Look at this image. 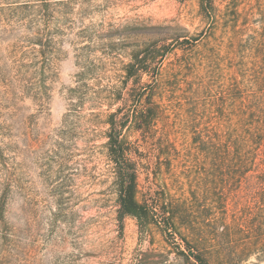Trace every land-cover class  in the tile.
I'll list each match as a JSON object with an SVG mask.
<instances>
[{
  "label": "rangeland",
  "instance_id": "374dc122",
  "mask_svg": "<svg viewBox=\"0 0 264 264\" xmlns=\"http://www.w3.org/2000/svg\"><path fill=\"white\" fill-rule=\"evenodd\" d=\"M48 2L44 19L41 0H0V264L194 262L181 237L118 218L107 127L89 104L65 142L66 167H57L76 74L101 59L89 84L118 86L122 65L147 47L161 52L140 81L156 116L145 132L125 133L138 199L174 207L181 236L208 264H264V250L245 249L264 234V146L252 142L264 126V0H211L209 18L199 0ZM45 32L53 58L38 100L28 88Z\"/></svg>",
  "mask_w": 264,
  "mask_h": 264
},
{
  "label": "trees",
  "instance_id": "16d2710c",
  "mask_svg": "<svg viewBox=\"0 0 264 264\" xmlns=\"http://www.w3.org/2000/svg\"><path fill=\"white\" fill-rule=\"evenodd\" d=\"M199 3L203 14L207 18L211 17L213 9L211 0H199ZM49 6L50 2L48 0H41L39 11L44 19L51 17ZM47 33L36 35V41L39 45L34 57L35 62H33L36 80L28 88L36 91L35 96L38 97V100L43 99L46 94L45 81L50 73L53 58L54 42L53 38ZM262 41L264 44V39ZM254 43L259 49L258 42ZM155 49V47H147L144 50L145 56L141 57L138 53L130 55V61L122 65L121 69L124 74L120 75L118 86L109 82L102 84L99 82L102 81V78L97 80L98 82L95 84H89V79L100 69V65L104 66L101 59L90 60L83 65L82 69L76 74L75 86L70 90L69 98L72 103L69 105L68 113L65 114L63 119V124H65L67 130H59L55 140L57 167L59 171L66 167L65 154L68 153L67 149L70 146L65 145V142L72 139V125L76 119L81 118L80 114L84 106L89 104V109L97 110L94 112L91 110L90 112L93 121L107 127L103 131L106 140L102 146L105 148V155L114 176L113 184L117 194L118 218L122 219L125 216H130L135 218L143 229L149 225H154L164 234L181 237L185 250L188 251V258L191 257L194 260L192 264H208L201 254L192 251L198 250L196 246L190 244L185 237L181 236V231L177 226L179 216L174 207L161 202L158 204L154 199L151 200V203L146 199H138L137 163L132 158L133 148L125 133L127 130L145 132L146 129L151 127L152 121L155 119L156 107L146 91V86L140 83L142 75L150 73L151 59L155 60L154 52L161 53L159 49ZM94 78L96 79V76ZM130 83H132V87L126 90ZM120 101L128 102L126 103L127 107L116 106ZM104 105H106V109L101 110ZM112 107L113 110L109 111ZM255 138L256 141L252 142H255L254 150H257V145L264 146V126L262 129H257ZM251 147L252 145L249 149ZM0 166H6V157L2 151H0ZM7 188L10 189L11 186H7L3 191H10ZM5 198L4 196L0 197V220L4 218ZM256 239L251 242L248 241L245 249L264 250V234L259 238L256 237ZM258 256L264 258V252L258 254Z\"/></svg>",
  "mask_w": 264,
  "mask_h": 264
}]
</instances>
